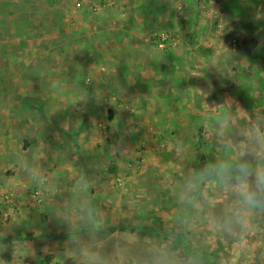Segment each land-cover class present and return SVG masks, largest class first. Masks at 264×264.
<instances>
[{
    "label": "rangeland",
    "instance_id": "rangeland-1",
    "mask_svg": "<svg viewBox=\"0 0 264 264\" xmlns=\"http://www.w3.org/2000/svg\"><path fill=\"white\" fill-rule=\"evenodd\" d=\"M222 44L235 53L230 78L201 62L228 55ZM225 97L264 108V0H0V262L62 264L66 229L15 167L43 156L66 192L74 166L94 178L108 213L99 245L136 264L175 211L172 180L211 158L201 122ZM209 243L213 257L264 264V234L244 253Z\"/></svg>",
    "mask_w": 264,
    "mask_h": 264
},
{
    "label": "clouds",
    "instance_id": "clouds-1",
    "mask_svg": "<svg viewBox=\"0 0 264 264\" xmlns=\"http://www.w3.org/2000/svg\"><path fill=\"white\" fill-rule=\"evenodd\" d=\"M222 47L228 55L214 49L210 59L201 62L205 70L214 68L220 77L230 78L235 53ZM67 87L64 80L50 81L54 97H62ZM87 99L74 100L71 105L86 104ZM207 106L201 124L213 147L211 158L172 180L175 211L166 222L168 227L136 252V264H240L234 257H213L209 239L214 238L217 245L229 240L236 252L244 253L247 241L264 234V108L250 114L231 97ZM178 151H185L182 142H178ZM43 160V156L33 160L18 156L15 167L30 188L36 189L32 199L40 210L66 229L62 264L66 260L113 264L99 245L108 229V213L93 195L94 178L74 166L67 174L71 184L66 192L58 174L45 168ZM201 223L207 232L198 236Z\"/></svg>",
    "mask_w": 264,
    "mask_h": 264
}]
</instances>
